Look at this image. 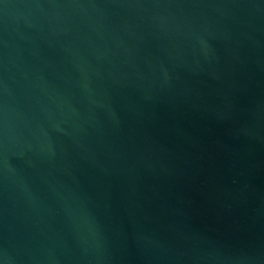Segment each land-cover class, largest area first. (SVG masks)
Masks as SVG:
<instances>
[{
  "label": "water",
  "instance_id": "water-1",
  "mask_svg": "<svg viewBox=\"0 0 264 264\" xmlns=\"http://www.w3.org/2000/svg\"><path fill=\"white\" fill-rule=\"evenodd\" d=\"M0 264H264V0H0Z\"/></svg>",
  "mask_w": 264,
  "mask_h": 264
}]
</instances>
